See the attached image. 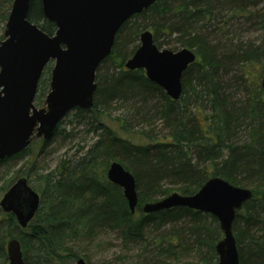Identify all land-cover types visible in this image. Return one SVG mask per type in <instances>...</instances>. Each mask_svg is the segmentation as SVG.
Instances as JSON below:
<instances>
[{
	"label": "trees",
	"instance_id": "1",
	"mask_svg": "<svg viewBox=\"0 0 264 264\" xmlns=\"http://www.w3.org/2000/svg\"><path fill=\"white\" fill-rule=\"evenodd\" d=\"M12 1L0 0V22H6ZM263 1L157 0L129 18L118 30L110 56L97 69L92 108L75 109L78 114L91 113L88 130L96 139L46 174L31 169L33 162L29 165L35 141L0 160L2 164L27 156L29 168L19 177L30 184L31 175H36L37 184L31 187L40 195L38 210L25 229L0 209V264H8L5 244L11 238L19 240L25 264H66L79 257L69 242H90L105 230L117 232L123 248L139 246L143 257L131 264H159L167 256L172 264H190L181 263L179 257L194 245L197 263L216 264L215 244L222 234L210 214L184 207L142 212L146 202L173 192L194 194L211 177L251 190V199L236 212L232 230L239 263L264 264V89L260 84L264 41L244 43L237 38L223 45L215 40L213 26L252 18L264 25V7L254 11ZM27 18L48 35L54 33L55 25L44 17L40 0H30ZM144 30L153 34L160 49L173 37L181 49L195 53L196 60L182 74L179 100L170 99L143 70L124 67ZM217 30L224 33L220 26ZM47 65L44 70H49ZM45 85H38L39 99L49 90ZM116 103L126 104L141 124L157 120L165 132L134 131L128 116L112 117ZM47 142L42 140V145ZM113 161L134 175L138 191L134 214L122 189L107 180ZM17 178L14 175L0 187L2 195ZM185 218L189 223L184 228L192 241L182 238L183 229L173 232L172 227L148 244L149 229L173 226Z\"/></svg>",
	"mask_w": 264,
	"mask_h": 264
},
{
	"label": "water",
	"instance_id": "2",
	"mask_svg": "<svg viewBox=\"0 0 264 264\" xmlns=\"http://www.w3.org/2000/svg\"><path fill=\"white\" fill-rule=\"evenodd\" d=\"M44 17L55 25L48 35L27 18L30 0H13L0 40V160L24 151L34 140H49L64 116L73 109L88 110L97 89L96 72L111 54L120 27L157 0H40ZM140 44L124 67L144 71L149 81L172 100L182 92L181 78L196 60L182 48L160 49L144 30ZM52 62L44 104L34 100L45 66ZM264 89V67L260 81ZM107 180L122 189L131 214L138 203L134 176L119 162L110 163ZM248 188L211 177L192 195L177 192L142 206L145 214L184 207L210 214L222 237L215 244L216 264H240L232 225L236 212L249 200ZM40 205V196L18 177L0 198V209L12 214L25 229ZM8 264H25L17 238L6 241ZM75 264H85L78 259ZM202 264V263H196Z\"/></svg>",
	"mask_w": 264,
	"mask_h": 264
},
{
	"label": "rangeland",
	"instance_id": "3",
	"mask_svg": "<svg viewBox=\"0 0 264 264\" xmlns=\"http://www.w3.org/2000/svg\"><path fill=\"white\" fill-rule=\"evenodd\" d=\"M264 7V1L260 3L254 11H261ZM5 11V10H2ZM4 23L0 22V35L4 31ZM230 26H226L225 23L213 24L215 30V40L220 42V44L225 45L227 42L235 43L237 38L242 40L244 43H255L258 44L264 41V25L258 23L257 20L251 19V21H245L242 19L230 21ZM221 27L224 30V33H220V30H217V27ZM229 30V31H228ZM140 44V42H135L133 45ZM166 45L161 47L162 49H173L179 50L181 46L176 44L175 40L172 38H167ZM49 70H44L42 77L40 79L39 85L48 87L49 89V79L50 71L52 68V63L47 65ZM106 70V69H105ZM104 71V70H103ZM102 71H100V74ZM97 84V82H96ZM39 99L40 92L37 93L34 104L36 107L43 106L45 96ZM126 104H114L111 107V115L113 116H128V120L131 121L133 130L144 129V131H152V128L155 129V132L163 133L164 130H161V125L157 120L154 124L151 122L150 125L141 124V118L135 116L132 111H127ZM104 118H107L109 112H107ZM129 114V115H128ZM91 113L88 114H78L75 109L69 111L64 118L60 121V125L57 128L58 133L53 135L49 142L45 145H42V139L36 140L35 151L32 153L31 159L28 158V162H33V168L39 174H46L49 171L53 170L56 164L64 159L74 156L80 148H85L90 145L95 139L96 134L88 130L91 128ZM72 132V135L67 136ZM27 164V156L18 160H11L9 162H3L0 164V187L4 185L9 179L13 178L14 175L21 176L29 166ZM29 168V167H28ZM24 177V176H22ZM30 185L35 187L37 184L36 175L32 174L30 179ZM2 193L0 192V198ZM188 219L185 218L183 221H179L173 226L168 224L166 226H161L155 230L149 229L146 233L148 244H154V238L162 233L170 232L173 227V232H177L180 229H183L182 238L188 242L192 241V237L189 235L187 230L184 228L185 224H188ZM208 220V219H207ZM69 246L72 247V251L75 252L80 258H83L85 264H100L102 262H110V264H131L136 263L142 259V252L138 247H122L121 239L117 232H112L105 230L100 232L94 239L90 242L81 241V242H69ZM151 247V246H150ZM147 249V248H146ZM146 251V250H145ZM152 251V250H151ZM186 254H183L179 257L181 263H190L195 264L198 261V249L194 245L193 248L189 251H186ZM204 252V251H203ZM145 255H148L145 252ZM159 259V258H158ZM76 260H70L66 264H75ZM173 261L170 257L159 260V264H172Z\"/></svg>",
	"mask_w": 264,
	"mask_h": 264
},
{
	"label": "bare ground",
	"instance_id": "4",
	"mask_svg": "<svg viewBox=\"0 0 264 264\" xmlns=\"http://www.w3.org/2000/svg\"><path fill=\"white\" fill-rule=\"evenodd\" d=\"M181 80H182V78H181ZM260 81H261V79H260ZM182 83V82H181ZM181 94H182V92H181ZM181 96V95H180ZM180 98V97H179ZM171 99V98H170ZM179 100V99H178ZM176 101V100H175ZM121 164V163H120ZM122 165V164H121ZM123 166V165H122ZM127 170V169H126ZM130 172V171H129ZM131 173V172H130ZM132 174V173H131ZM133 175V174H132ZM134 176V175H133ZM135 179V178H134ZM135 184H136V182H135ZM136 192H137V197H138V191H137V188H136ZM252 197V196H251ZM251 199V198H250ZM249 199V200H250ZM248 201V200H247ZM246 201V202H247ZM78 259H80V257H78L76 260H78ZM81 259H83V258H81ZM84 260V259H83ZM85 262V261H84Z\"/></svg>",
	"mask_w": 264,
	"mask_h": 264
}]
</instances>
